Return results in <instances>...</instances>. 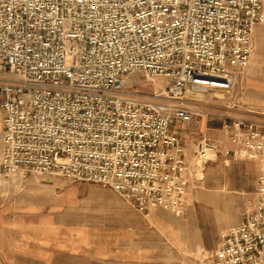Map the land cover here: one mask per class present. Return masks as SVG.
<instances>
[{"label":"built area","instance_id":"2783aa9c","mask_svg":"<svg viewBox=\"0 0 264 264\" xmlns=\"http://www.w3.org/2000/svg\"><path fill=\"white\" fill-rule=\"evenodd\" d=\"M262 21L264 0H0V74L15 76L0 77L2 177L96 182L181 214L189 169L174 125L201 114L182 98L193 86L230 90ZM137 72L168 78L165 101L124 93ZM219 117L225 153L258 160L259 172L208 264H264V131ZM216 146L206 134L194 142L191 172Z\"/></svg>","mask_w":264,"mask_h":264},{"label":"crops","instance_id":"0c3cea01","mask_svg":"<svg viewBox=\"0 0 264 264\" xmlns=\"http://www.w3.org/2000/svg\"><path fill=\"white\" fill-rule=\"evenodd\" d=\"M251 46L233 87L217 89L226 100L210 103L212 114L200 112L211 115L200 133L174 125L189 169L181 214L141 208L108 186L54 174H28L14 187L0 171V264H208L222 232L243 221L259 172L258 160L225 153L231 143L219 117L249 119L264 131V21L254 25ZM2 119L0 106V158ZM202 133L217 150L193 180L192 149Z\"/></svg>","mask_w":264,"mask_h":264},{"label":"rangeland","instance_id":"374dc122","mask_svg":"<svg viewBox=\"0 0 264 264\" xmlns=\"http://www.w3.org/2000/svg\"><path fill=\"white\" fill-rule=\"evenodd\" d=\"M8 76V75H7ZM7 78V77H6ZM168 78L163 76L154 77L152 79L146 78L143 76L142 73H132L128 75L127 85L124 88L125 94H137V95H144V96H150L153 97L155 94H157L156 99L158 100H164L165 99V89L168 83ZM192 89V88H189ZM184 94L182 103L187 104L188 107L194 109L197 112L201 111H213V108L211 107V104H214L215 102L219 101H225L227 96L226 94L222 95L221 93H218L215 89H207L206 91H203L204 89L197 90H189ZM216 91V93H215ZM165 101V100H164ZM204 116L202 115H195L193 116L192 120L190 121V125L187 123H179V124H186L184 127V130H187L188 132L192 131H200V125L203 123ZM200 133V132H199ZM207 133H202V136ZM209 135V134H207ZM201 169H195L193 173V180H198L201 177ZM3 180H5L2 177ZM188 179V177H187ZM11 193L13 191H10ZM10 194V193H9ZM1 197V195H0Z\"/></svg>","mask_w":264,"mask_h":264},{"label":"bare ground","instance_id":"6f19581e","mask_svg":"<svg viewBox=\"0 0 264 264\" xmlns=\"http://www.w3.org/2000/svg\"><path fill=\"white\" fill-rule=\"evenodd\" d=\"M216 83H219V85H215ZM212 85L213 86H221L220 85V82H215V83H212ZM197 88H199V89H204L203 91H206L207 89H209L210 87H206V86H193V88L192 89H189V90H197V91H199ZM217 88L218 87H216V88H211V89H216L217 90ZM188 91V90H187Z\"/></svg>","mask_w":264,"mask_h":264}]
</instances>
